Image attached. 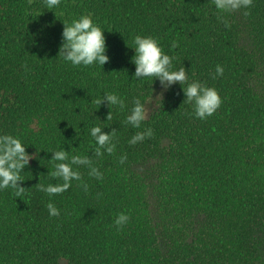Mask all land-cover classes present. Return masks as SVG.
Segmentation results:
<instances>
[{
    "label": "trees",
    "instance_id": "obj_1",
    "mask_svg": "<svg viewBox=\"0 0 264 264\" xmlns=\"http://www.w3.org/2000/svg\"><path fill=\"white\" fill-rule=\"evenodd\" d=\"M247 12V15L245 13ZM91 15L104 30L103 65L73 67L58 54L63 22ZM152 36L184 67L187 83L222 98L206 120L183 103L179 83L148 110L158 80L132 79L133 37ZM176 41L178 47L171 48ZM224 75L213 79L215 67ZM115 92L124 109L95 103ZM134 98L147 110L140 129L124 123ZM117 130L116 150L95 156L89 129ZM151 127L153 136L128 140ZM34 154L21 174L25 194L0 191V264H264V0L218 13L212 0H0V134ZM89 156L103 173L74 166L73 181L40 191L50 151ZM127 159L121 164L120 157ZM120 212L130 222L117 230Z\"/></svg>",
    "mask_w": 264,
    "mask_h": 264
},
{
    "label": "clouds",
    "instance_id": "obj_2",
    "mask_svg": "<svg viewBox=\"0 0 264 264\" xmlns=\"http://www.w3.org/2000/svg\"><path fill=\"white\" fill-rule=\"evenodd\" d=\"M215 11L218 13H232L239 9H247L251 6L252 0H212ZM43 4L47 9H55L61 4V0H43ZM247 15V12L245 13ZM63 31L61 33V46L59 56L69 62L73 67H89L94 64L103 68L109 61L106 54V40L104 30L97 25L91 15H81L77 19H73L70 23L63 22ZM134 55L131 62L135 66V72L132 79L142 80L145 78L158 80L162 89L165 91L174 84L179 83L185 96L183 103H188L193 107V115L200 119L206 120L211 117L222 104V98L214 87H209L200 81H192L187 83L186 70L184 67L174 70L173 59L169 56L159 41L152 36L135 35L133 37ZM178 47V43L173 41L171 48ZM224 75V67L217 64L215 74L212 77L216 79ZM159 97V96H157ZM100 107L102 103H106L110 109L106 120L112 118L111 108L117 106L124 109V100L115 92H104L103 95L95 101ZM147 118V110L144 103L139 98H134L130 114L126 115L124 123L131 125L133 128L140 129L142 123ZM104 128L93 126L89 129V135L96 144L95 156L101 157L104 153L112 154L116 150V144L113 137L117 135V130L112 128L110 132H104ZM153 131L151 127L144 131L136 132L129 140L130 145H136L145 139L151 138ZM27 146L21 138L11 134H0V191L11 189L16 197L25 194V187L21 186L24 181L22 173L29 166L30 160L35 158L34 154L26 151ZM51 158L48 159L52 163V168L48 171L47 176L50 180L58 181L57 183L49 182L46 185L40 184V191L48 195L49 202L47 209L50 217H58L60 210L52 202L51 197L59 195L67 191L73 181H79L87 190V184H83L81 173L74 169V166H86L89 171L88 175L96 180L103 179V173L93 166V162L89 156L78 154H69V150L61 148L59 150L50 151ZM127 159L125 155L120 157V163L123 164ZM130 222V215L125 212L117 214L114 225L117 230L122 229Z\"/></svg>",
    "mask_w": 264,
    "mask_h": 264
},
{
    "label": "rangeland",
    "instance_id": "obj_3",
    "mask_svg": "<svg viewBox=\"0 0 264 264\" xmlns=\"http://www.w3.org/2000/svg\"><path fill=\"white\" fill-rule=\"evenodd\" d=\"M165 93V90L162 89L161 85L159 84L156 89L154 90V94L152 96V99L150 101V103H148L147 108L148 110H151L155 104L157 103V101L162 97V95ZM159 96V97H157Z\"/></svg>",
    "mask_w": 264,
    "mask_h": 264
}]
</instances>
